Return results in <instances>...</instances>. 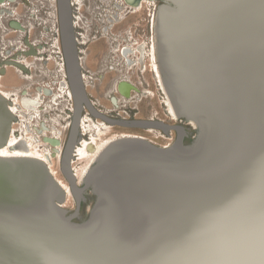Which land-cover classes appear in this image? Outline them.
<instances>
[{
  "label": "bare ground",
  "instance_id": "1",
  "mask_svg": "<svg viewBox=\"0 0 264 264\" xmlns=\"http://www.w3.org/2000/svg\"><path fill=\"white\" fill-rule=\"evenodd\" d=\"M3 1L7 2L8 0H0V2ZM123 1L125 5H128V9H131L132 14L142 12L146 6H155V9L151 10V33L148 45L146 40H138L134 43V39L131 40L128 37L129 39H125L127 43L122 44L119 49L114 46L113 53L115 52L120 56L121 62L127 68V71L138 68L144 76L148 70L153 73V80L159 87L162 104L167 116L173 122H182L189 125L194 131L193 133L187 132L184 145H191L198 138L200 129L193 119L177 115L164 84V75L161 72V61L158 52L162 27L166 26L168 28L171 26L169 29L174 27L171 30V39H169V51L167 50L170 62L174 60L180 63L182 51L183 53H193L196 56L199 54L209 60L212 57L210 61H207L204 71L220 70V66L224 65L225 61L231 56L228 55L229 48H231L232 56L229 60L231 70L220 85L228 87L232 95L238 94L241 99L246 98V101L253 97L254 99L263 97L262 101L258 102V106H255L256 121L254 120L250 127L252 130L247 129L248 124H246V121H240L236 131L238 137L242 138V141H239V146H236V151L241 157L247 147L246 155L249 161L246 158L243 162L245 157L243 160L240 158L236 162L238 165L234 167L235 171L238 172L244 164L252 163L254 165V175L260 176L259 180L255 182L256 189L241 196L229 208L224 210H218L216 205L237 189L232 179L227 193L220 195L217 188H207V190L199 192L194 190L196 192L188 197L186 195L179 198H189L186 200L187 202L185 201L186 203L166 200L161 196H158L157 199L153 195V190H150L151 187L142 188L139 191L135 190L134 194L130 193L129 195L127 194L129 192L120 189L119 192H116V198L113 197L111 200V206L114 207L115 205L118 209L126 208L127 211L122 212L123 218L128 216L129 220L133 218L131 221L137 216L138 209L141 206L142 218L141 220L138 218L141 221V230H138L130 241L125 240V244L114 241L117 238H103L105 241H102L96 236L88 239L82 238V242H78V238L66 234V231L62 229H57L60 227L57 224H62L56 223L59 216L49 219L46 223L45 214L43 213L46 204L51 199L65 207L66 203L73 197L69 184L59 175L56 166V160L63 156V152L60 155L61 146L59 144L62 139L59 137V131H54V128H51L53 133L46 131L47 128L44 123L37 128L38 122L35 120L32 122L31 120L36 112L41 114V119L44 118L42 116L43 112L40 111V105L43 101L44 92L50 91L40 89L36 95L28 96L30 94L29 89L27 92L26 90L20 92L3 88V78H0V158L20 160V162L25 160L43 165L44 172L46 167L67 194L65 200L54 199L59 196H57L58 189L53 187V183L44 177L41 166L42 169L35 165L27 167L23 163L11 162H4L5 164L0 165V175L6 180L3 184H0V205L2 206H0V261H2V264H140L145 257L139 250L138 245L146 234H150L152 237L164 236L174 240L178 234L186 230H190L192 233L191 239L184 245L186 249H202L221 257H249L258 243L259 183L261 178L264 177V163L259 159L260 154L264 152V92L262 91L261 94L260 90L261 85L264 87V0H174L175 7H173L176 8L180 3L181 10L170 15H163V12L171 11L165 8L167 3L157 4L154 0ZM72 5L76 25L78 22L77 0H72ZM122 14L121 16L119 13L111 15L102 32L108 34L111 28L121 22L119 18L121 20L125 19L126 16H122ZM161 14L163 15L162 19ZM176 20L177 22L174 23ZM77 39L82 56L84 44L82 43L83 38L78 32ZM19 59L20 57H18ZM242 61L245 62L244 69H242L240 63ZM17 63L22 70L28 72L29 69L18 61L10 60L4 64L16 66ZM113 68V70H119L117 65H113ZM237 72L240 73L239 81H235V78L232 77L233 73ZM83 73L87 87L90 83L89 75L85 70ZM231 77L234 80H231ZM112 87L109 101L114 109L119 106V110L122 108L120 106L121 101L129 103L135 93H141L149 97H154L156 93L151 90L143 91L135 85L127 74L117 78ZM69 91L73 99V93L68 82L66 92ZM93 103L98 106L95 101ZM4 107H6V110ZM98 109L108 116L117 113L115 110L112 111L102 106ZM73 110H71L70 115L68 114L69 127L73 118ZM88 116L91 117L89 121H85L84 118L81 119L80 138L77 146H75L72 159V167L80 184L83 183L89 170L97 162L99 155L116 140L140 138L161 149H169L176 141L175 133L172 131L169 133L162 130L157 131L160 133V137H166L165 134L170 137V142L160 145L143 134L117 131L116 126L94 117L91 113ZM118 117L123 118L121 115ZM57 119L53 117L51 120L56 121ZM19 121L22 123L19 124L21 132L18 133L15 132L17 129L15 122ZM84 121L88 124L84 125L85 128L82 127ZM146 129L148 132L156 130L155 128ZM24 131H29L27 136ZM44 131L49 133H47L46 142L43 140L45 144L41 146L39 144L40 133ZM82 132L85 133L86 138L84 140ZM192 134L191 141H187V138H190ZM8 135L9 140L4 145ZM62 146L64 145L62 144ZM18 153L19 155H17ZM32 181L39 186H44L34 189L36 190L34 192L35 198L32 197L29 191L35 187L32 186L34 185ZM27 186L31 187L26 188ZM24 196L30 199L24 198ZM6 197L13 199L10 205H5ZM91 198L94 199V203L98 198L93 194L92 188L86 196L87 217L75 218L73 219L74 222L85 223L89 219L93 208V205L90 204ZM139 201L141 202L140 205L138 204ZM110 211L113 210L110 209ZM171 213H176V215L167 220L166 217ZM22 215L29 217L27 223L19 221ZM131 221L126 223L130 225ZM122 228L127 232L125 224L122 225ZM97 239L103 242L106 248L99 247ZM97 247H99L98 250H93Z\"/></svg>",
  "mask_w": 264,
  "mask_h": 264
},
{
  "label": "water",
  "instance_id": "2",
  "mask_svg": "<svg viewBox=\"0 0 264 264\" xmlns=\"http://www.w3.org/2000/svg\"><path fill=\"white\" fill-rule=\"evenodd\" d=\"M166 3L167 7L165 8L171 11L163 12V15L175 14L181 10L180 3L174 8V0H162L161 4ZM57 9L64 63L74 103L72 123L61 158V171L70 186L77 202V207L75 211L70 212L51 199L46 204L45 209L43 207L46 223L49 219L51 220V218L59 216L56 223L62 224H57L58 227L60 226L57 229H62L66 231V234L78 238V242H82V238L88 239L96 236L102 241H105L103 238H117L113 240L117 243L125 244V240L127 242L130 241L137 234L138 230H141L142 208L140 206L141 210L140 208L138 209L139 213L133 221H131L133 218L129 220L128 216L123 218L122 212L127 211V209H123V207L122 209H118L114 204V207L111 206V200L113 197L116 198V192H119L120 189L129 192L127 193L129 195L130 193L134 194L135 190L139 191L142 188L147 189L151 187L150 190H153V195L157 199L158 196H161L166 200L184 203L189 199L187 198L189 195L196 192L194 190L199 192L207 190V188H217L220 195L227 193L231 179L235 186L239 187V176L236 173L230 175L227 184L220 182L209 183L210 178L222 169L235 171L234 167L238 165L236 162L240 158L243 160L245 157L243 161L245 162L247 147L241 157H239L236 151L239 143L242 141V138H239L236 132L239 127L238 123L246 121V124H248L247 129L252 130L250 127L253 121H256L255 106H258L263 98L261 96L260 99H254L253 97L249 101H246V98L241 99L238 94L232 95L228 87L220 85L231 70V62L229 61L232 56L231 48H229L230 53L228 52V55L231 56L229 59L225 57L227 61H225L224 65L220 66V70L212 69L210 72L204 71L207 61H210L212 57L209 60L207 57L200 56L199 54L196 56L193 53H183L182 51L180 63L174 60L170 62L167 50L169 51V39H171V30L174 27L172 29H169L171 26L168 28L166 26L162 27L158 52L161 61V72L164 75V84L174 104L177 115L193 119L200 129L198 138L191 145L187 146L184 145L187 131L190 128L187 124L182 122L168 123L164 120L156 119L113 118L100 111L94 105L84 81L82 57L78 45L72 0H57ZM163 15L161 14V19ZM176 22L177 20L174 23ZM240 63L242 64V69H244L245 62L242 61ZM232 77L235 78V81H239L240 73H233ZM232 77L231 80H234ZM260 90L262 94V91L264 92L262 85ZM4 108L6 110V107ZM85 108L94 117L114 126L143 129L155 128L168 133L176 131V141L169 149H161L155 147L149 141L140 138L116 140L99 155L97 162L91 167L83 183L80 184L72 167V159L79 139L80 121ZM238 108L239 110H237ZM247 160L249 161L248 158ZM4 162L23 163L27 167L35 165L40 169L43 168L44 177L53 183V187L58 189L57 196H59L54 199L65 200L67 195L65 190L62 189L61 185L46 167V173L44 172L43 165H37L25 160H21L20 162V160H4L0 158V165L5 164ZM255 178L256 182L260 176L255 175ZM5 181V178L0 175V184H3ZM32 184L35 187L29 191L32 197L35 198L34 192L36 190L34 189L44 186H39L34 181H32ZM29 187L31 186H27L26 188ZM91 188L93 194L98 196L97 201L95 200L96 202L93 204L89 219L85 223H76L73 219L81 217L82 203L86 201V196ZM186 195L187 197L179 199ZM24 198L30 199L27 196H24ZM12 202L13 199L11 197H6L4 201L5 205H10ZM138 204L140 205L141 202L139 201ZM110 209L113 211H110ZM174 215L176 213H171L166 217L167 220L171 219ZM28 218L26 215H22L19 221L27 223ZM127 221H131V224L128 225ZM124 224L127 232L129 231L128 233L122 228ZM99 240L98 246L106 248L105 244ZM99 247L93 248V250H98Z\"/></svg>",
  "mask_w": 264,
  "mask_h": 264
},
{
  "label": "rangeland",
  "instance_id": "3",
  "mask_svg": "<svg viewBox=\"0 0 264 264\" xmlns=\"http://www.w3.org/2000/svg\"><path fill=\"white\" fill-rule=\"evenodd\" d=\"M154 1L157 4L162 2V0ZM77 4L78 22L75 27L81 38H83L82 43L84 45L82 48H84V51L81 57L83 65L88 70L90 83L87 89L91 99L99 107L102 106L112 111L115 110L117 113H122V119H125L123 116L125 115L128 117L126 119H131L129 117L132 116L133 118L156 119L175 123L165 113L159 87L153 80V73L148 70L144 76L138 68L127 71V68L121 62L120 56L115 52L113 53L114 46L119 49L122 44L127 43L125 39L128 37L131 40L134 39V43L138 40H146L148 45L151 33V10L155 9V6H146L142 12L132 14L131 9H128V5H125L123 0H77ZM114 13H119L120 16L123 13L122 16L126 17L123 20L119 18L121 22L111 28L108 34H105L102 30L109 21L108 18ZM18 57H20L19 60ZM10 60L24 64L29 69L28 72L22 70L18 63L16 66L4 64ZM63 62L57 0H8L7 2H0V78H3L2 87L9 91L20 92L23 90L27 92L29 89L30 94L28 96L36 95L40 89L50 91L44 92L43 101L40 105V111L43 112L42 116L45 119H41V114L36 112L31 120L32 122L34 120L38 122V124L34 123L37 124V128L44 123L47 128L46 131H51V128H54V131L57 130L56 132L59 131V137L62 139L59 144L61 146L60 155L64 152L63 147H65L71 127L68 126V117L71 110L74 109L70 91L66 92L69 81L67 82L66 66ZM111 64L119 66V70L109 69ZM2 69H5V71H2ZM101 73L105 75L104 79L100 78ZM124 74H127L135 85L143 91L156 92L154 97L135 93L129 103L121 101L120 106L122 108L120 110L118 109L119 106L114 109L109 101L113 89L112 85L117 78ZM66 94L69 96H64ZM89 113L88 109L85 108L82 115L85 121L91 119L88 116ZM53 117L58 119L53 121L51 120ZM21 121L15 122L17 127L15 132H21L19 128ZM85 121L82 124L83 128H85L84 125H88ZM37 128L35 127V129ZM116 130L143 134L160 145L170 142L168 135L165 134L166 137H160V133H158L160 131L158 130L161 129H156L154 132L139 128H117ZM188 130L187 132H194L191 127ZM46 131L40 133L39 144L41 146L45 144L44 141L46 142V136L49 133ZM28 132L24 131L26 136ZM51 132L53 133V131ZM84 135L85 133L82 132L83 140L86 138ZM192 136L193 134L190 135V138H187V141H191ZM8 140L9 135L4 145L7 144ZM61 158L60 156L59 160H56V166L59 175L66 181L61 171ZM75 202L73 196L66 203L65 208L73 212ZM90 204H94V199L91 200ZM80 215L81 218L88 215L86 201L82 203Z\"/></svg>",
  "mask_w": 264,
  "mask_h": 264
},
{
  "label": "snow or ice",
  "instance_id": "4",
  "mask_svg": "<svg viewBox=\"0 0 264 264\" xmlns=\"http://www.w3.org/2000/svg\"><path fill=\"white\" fill-rule=\"evenodd\" d=\"M259 159L264 163V152L260 154ZM234 172L239 176V187L216 205L218 210L229 208L235 200L253 191L256 187L254 165L252 163L244 164L238 172L222 169L210 178L209 183L227 184L230 175ZM259 191L258 243L251 256L227 258L202 249H186L184 245L192 236L191 231L186 230L178 234L174 240L164 236L152 237L150 234H146L138 245L139 250L145 257L140 264H264V177L260 180ZM0 264H2V261H0Z\"/></svg>",
  "mask_w": 264,
  "mask_h": 264
},
{
  "label": "flooded vegetation",
  "instance_id": "5",
  "mask_svg": "<svg viewBox=\"0 0 264 264\" xmlns=\"http://www.w3.org/2000/svg\"><path fill=\"white\" fill-rule=\"evenodd\" d=\"M82 64H83V63H82ZM83 67H84V68H83V72H84V70L88 72V70L85 68L84 65H83ZM111 67H112V68H111ZM109 69H112V70L114 69L112 64L109 65ZM2 71H5V69H2ZM100 78H101V79H104V78H105V75H104L103 73H101V74H100ZM87 90H88V89H87ZM88 93H89V92H88ZM89 95H90V94H89ZM90 98H91V97H90ZM91 100H92V99H91ZM92 101H93V100H92ZM93 102H94V101H93ZM96 107H97V106H96ZM97 108H99V107H97ZM84 110H85V109H84ZM89 112H90V111H89ZM119 115H122V113L120 114V112H118V113H112V115L109 114V116H110V117H113V118H119V117H118ZM123 116H124L125 118H128V117H126L125 115H123ZM129 118H133V117L130 116ZM175 123H178V122H175ZM179 123H181V122H179ZM116 128L130 129V128H125V127H120V126H116ZM139 129H143V128H139ZM146 130H147V129H146ZM172 132H173V131H172ZM174 133H175V137H177V132L175 131ZM75 201H76V200H75ZM75 203H76V205H75V209H76V207H77V202H75ZM75 209H74V211H75Z\"/></svg>",
  "mask_w": 264,
  "mask_h": 264
},
{
  "label": "built area",
  "instance_id": "6",
  "mask_svg": "<svg viewBox=\"0 0 264 264\" xmlns=\"http://www.w3.org/2000/svg\"><path fill=\"white\" fill-rule=\"evenodd\" d=\"M63 59H64V57H63ZM63 64H65V63L63 62Z\"/></svg>",
  "mask_w": 264,
  "mask_h": 264
}]
</instances>
